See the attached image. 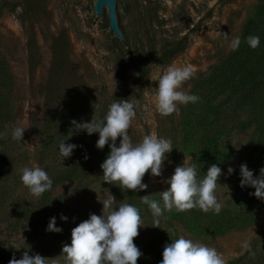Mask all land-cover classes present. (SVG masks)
Listing matches in <instances>:
<instances>
[{
	"label": "rangeland",
	"instance_id": "obj_1",
	"mask_svg": "<svg viewBox=\"0 0 264 264\" xmlns=\"http://www.w3.org/2000/svg\"><path fill=\"white\" fill-rule=\"evenodd\" d=\"M134 2L123 0L121 25L129 41L124 45L109 29L107 12L105 17L95 14L94 0H0V110L5 119L0 130L4 133L0 137V264H9L13 257L20 259L26 251L47 258V264H66L61 251L64 244L71 243L72 229L90 214L102 215L100 201L110 194L121 203L116 193L118 182L105 183L100 168L110 152L108 145L102 150L96 147L98 133L88 135L81 131L71 135L70 131L72 120L90 122L93 115L98 118L117 95H125L135 106L136 115L128 130L133 143L156 134L170 139L173 147L162 175L151 177L146 173L142 182L148 188L129 190L125 199L135 202L137 208L141 205L145 225L134 238L143 253L137 264H160L164 242L175 234L214 247L224 264H249L250 259L264 252V206L243 228L217 236H200L174 218L175 209L160 218V228L153 227L151 212L141 203L144 195L159 200V192L168 187L164 180L175 167L192 164L191 156L178 154L177 150L192 117L191 109L196 106V111L202 112L208 78L240 47L249 25L257 35L264 32V0H141L155 11L151 21L146 20L148 26L132 9ZM147 27L157 47L166 38L180 41L181 48L164 64H147L143 76L132 62L130 45L149 49ZM236 37L240 38V45L233 49L231 41ZM57 45L75 79L64 102V112L71 117L66 130L48 127L44 119ZM170 65L193 68V78L184 82L181 90L197 95L199 100L178 104L177 111L163 116L156 108V87ZM261 104L264 109V98ZM235 113L250 126L234 129L222 141V149H229L231 155L220 165L222 174L216 196L221 209L229 210L247 187H240L239 166L246 164L255 176L264 152V133L256 125L262 119L260 110L255 105L248 113ZM17 126L27 128L22 141L12 138ZM64 140L77 148L63 160L58 145ZM33 166L46 170L52 180V188L39 197L33 196L20 180L21 169ZM229 167L234 169L231 174ZM196 209L200 210H191ZM42 212L43 225L36 221ZM61 214L67 221L60 219ZM51 217H56L61 232L46 231ZM243 242H248L250 248L244 249Z\"/></svg>",
	"mask_w": 264,
	"mask_h": 264
},
{
	"label": "clouds",
	"instance_id": "obj_2",
	"mask_svg": "<svg viewBox=\"0 0 264 264\" xmlns=\"http://www.w3.org/2000/svg\"><path fill=\"white\" fill-rule=\"evenodd\" d=\"M247 42L250 47L256 48L260 39L258 36H249ZM239 45V37L231 41L233 49ZM193 76L194 70L190 65H170L160 75L156 87V108L161 115L173 114L178 104L187 105L199 100L197 95L181 90L184 82ZM135 115L134 104L128 99H119L109 105L103 118L93 115L90 122L72 120L70 130L71 135L81 131L88 135L98 133L96 147L102 150L107 144L110 149L100 165L104 182L112 185L118 182L116 186L133 192L148 188L142 182L146 173L151 177L162 175L167 154L173 150L170 139L156 134L145 135L140 142L133 143L128 130ZM26 129L21 126L13 128L12 138L22 141ZM3 135L0 132V137ZM118 137L120 140L117 144ZM65 141L58 145L63 160L69 158L77 148V145ZM233 171L229 167L228 173ZM221 174L222 170L216 164L208 168L202 179H198L196 164L182 163L176 166L173 174L164 180L168 187L159 192V200L150 199L149 195L141 197V203L148 207L153 217L152 226L160 228V218L173 209L180 212L199 208L204 212L211 210L219 214L222 205L218 202L216 188ZM239 175L240 187L254 188L255 191L250 195L264 201V167L254 176L246 164H241ZM20 180L36 197L52 188L51 178L39 166L22 168ZM100 202L103 205L102 215L90 214L88 219L72 229L71 243L63 245L61 255L66 264H137L143 253L134 244V238L139 235L138 229L145 226L140 209L130 203H117L112 194ZM60 219L67 221L68 218L61 214ZM46 231H62L56 226V217L49 218ZM242 247L249 249L250 245L243 242ZM9 264H47V258L39 254L29 255L26 251L20 259H10ZM160 264H224V259L214 247L180 236L165 244Z\"/></svg>",
	"mask_w": 264,
	"mask_h": 264
},
{
	"label": "trees",
	"instance_id": "obj_3",
	"mask_svg": "<svg viewBox=\"0 0 264 264\" xmlns=\"http://www.w3.org/2000/svg\"><path fill=\"white\" fill-rule=\"evenodd\" d=\"M132 9L141 17L142 23L148 26L146 20L150 22L155 11L148 5H143L141 0H135ZM125 11H129L128 5H126ZM122 34V43L128 45V36L123 31ZM145 34L150 39L148 40L149 49L147 51L139 48L136 44L130 45L132 62L137 71L144 73L143 76L147 64H164L181 48L180 41L166 38H162L159 47H157L153 35L148 32V27ZM249 36L259 37L258 47L249 46L247 42ZM30 57L33 59L32 50ZM261 63H264V32L257 35L252 25H249L240 47L208 78L204 93L206 102L204 109L202 112H197L196 106L191 109L192 117L186 123L177 148L178 154H186L192 157V164H196L198 169V179L204 177L211 165L216 164L220 167L230 158L231 151L222 149V141L225 136L234 129L243 128L245 130L249 128L250 125L241 121L240 117L237 116L235 113L237 110L248 113L256 105L262 117L260 121L256 122V125L261 134L264 133V109L261 104V100L264 98V82L262 81L264 67ZM73 81L75 79L72 68L69 63H65L61 49L57 45L54 50V63L50 68V79L46 90L44 119L48 127L58 130H66L70 127L71 117L64 112V102L66 93L72 88ZM119 99L128 98L125 95H117L101 111L98 118H103L109 105ZM3 116L4 113L0 110V130L5 122ZM119 140L118 137L117 144ZM262 167H264V152L260 158L259 170ZM254 191V188L246 187L236 201L235 207L230 210L221 209L219 214L196 209L188 210V213L175 211L174 218H177L190 232L200 236H217L243 228L253 222L259 210L264 206V201L250 195ZM116 193L121 203H135L130 200L125 201L129 197V190L119 188ZM36 221L43 225V212L41 216L36 217ZM176 238L178 237L175 234L171 239ZM171 239L165 241L164 244L171 243ZM160 259H162V254ZM253 259H250L249 264H264V252Z\"/></svg>",
	"mask_w": 264,
	"mask_h": 264
},
{
	"label": "water",
	"instance_id": "obj_4",
	"mask_svg": "<svg viewBox=\"0 0 264 264\" xmlns=\"http://www.w3.org/2000/svg\"><path fill=\"white\" fill-rule=\"evenodd\" d=\"M123 0H94V12L97 16L108 14L109 29L123 40L121 14ZM122 30V31H121Z\"/></svg>",
	"mask_w": 264,
	"mask_h": 264
}]
</instances>
